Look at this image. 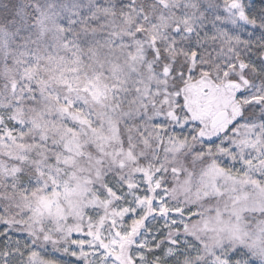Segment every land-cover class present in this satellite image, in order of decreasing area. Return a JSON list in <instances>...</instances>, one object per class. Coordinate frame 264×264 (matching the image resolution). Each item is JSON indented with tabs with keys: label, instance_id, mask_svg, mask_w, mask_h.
Returning <instances> with one entry per match:
<instances>
[{
	"label": "snow or ice",
	"instance_id": "1",
	"mask_svg": "<svg viewBox=\"0 0 264 264\" xmlns=\"http://www.w3.org/2000/svg\"><path fill=\"white\" fill-rule=\"evenodd\" d=\"M0 264H264V0H0Z\"/></svg>",
	"mask_w": 264,
	"mask_h": 264
}]
</instances>
